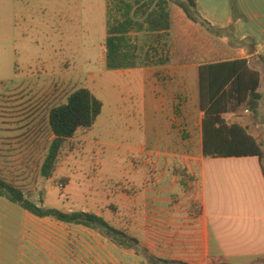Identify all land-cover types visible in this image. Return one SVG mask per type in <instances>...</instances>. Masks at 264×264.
<instances>
[{
  "label": "crops",
  "instance_id": "obj_1",
  "mask_svg": "<svg viewBox=\"0 0 264 264\" xmlns=\"http://www.w3.org/2000/svg\"><path fill=\"white\" fill-rule=\"evenodd\" d=\"M242 6L239 9L236 5L237 16L232 11H226V19L219 21L215 10L211 13L202 11L197 0L198 11L212 26L230 29L238 41L252 40L249 56L239 59H249L250 66L260 73V92L264 82V43H261L264 30L249 33L242 31L241 24L253 19L249 8L244 4ZM27 12L28 0H0L1 85L6 81L14 86L21 79L18 60L27 52L30 44L26 29ZM257 41L259 44H256ZM32 43L39 45L36 38L32 39ZM200 66L201 64H186L176 66L173 70L162 65L112 71H129L137 76L136 79L127 81L132 90L123 111L116 101V114L125 117L132 115V123L130 127L126 124L120 132L118 129H111L106 132L98 131L99 133L95 132L98 127L95 124L91 132L82 131L85 133L83 139L88 143L92 139L96 140V145L105 153L108 150L149 152L147 162L131 170L136 173L146 170L150 163L162 168L171 165L176 171L175 164L178 161L176 165L196 176L195 195L200 210L198 214L193 213L184 196L190 226V234L186 235L188 247L184 249L185 255H175L169 261L185 264H263L264 168L257 156H204L205 112L201 102ZM163 70L175 77L173 84L176 85L171 89L163 87L158 79V73ZM143 72H148V76L142 75ZM20 82L24 80L21 79ZM114 82L120 84L124 81L115 79L112 83ZM142 83L144 88L149 87L143 88L147 100L144 102H141ZM1 94L0 151L3 140ZM260 94L263 100L264 94ZM241 106L243 105H238L233 98L226 112L220 116L228 125L239 124L248 129L241 123L230 122L236 118L232 108ZM176 108L182 114H178ZM183 125L187 126L185 131L190 134L189 137L184 136ZM101 127L105 128V123L99 129ZM126 129L130 133L128 137H124ZM248 133L251 134L249 129ZM89 135L96 137L90 138ZM162 155L168 158L162 160ZM69 165L72 162L66 160L56 173L70 180L64 191L61 192L56 187L45 189L43 199L37 200L38 204L65 213L94 214L137 239L139 247L147 250L150 255L162 259V255L156 251L163 247L160 244L163 241L159 238L160 231L153 228L152 223L155 222L153 209L157 190L152 192L151 186L157 188L158 181L149 183L143 178L136 183L133 179H126L124 169L118 171L117 177H110L104 173L106 164L103 161L98 173L100 179L88 180L82 174L72 173ZM178 176L184 193L182 177ZM55 179L56 177L53 181ZM46 181L41 178L38 183L44 186ZM116 183L118 186H115ZM49 195H52V200L47 202ZM194 238L197 242H194ZM196 244L197 247H192ZM142 258L147 257L141 250L120 247L99 229L65 223L51 217L40 218L0 196V264H141Z\"/></svg>",
  "mask_w": 264,
  "mask_h": 264
},
{
  "label": "rangeland",
  "instance_id": "obj_2",
  "mask_svg": "<svg viewBox=\"0 0 264 264\" xmlns=\"http://www.w3.org/2000/svg\"><path fill=\"white\" fill-rule=\"evenodd\" d=\"M122 1L136 2V0H107V2L106 0H28L26 29L30 44L27 52L18 60L21 79L24 82H20V79L16 82L20 84L13 86L11 82L5 81L2 84L4 87L1 85L0 89L3 100L0 175L23 187L34 195L36 201L42 200L44 190L50 187H56L63 192L65 188H61V180L67 178L62 174L56 175V172L55 181L53 177L47 180L44 186L38 183L41 179L40 165L49 146L44 122L51 107L66 103L69 94L73 91L87 88L104 103L103 113L96 123L98 126L95 129L96 133L111 129L116 131L118 129L120 132L126 124L130 127L132 123V115L125 117L116 114V105L118 103V107L121 106V111L125 109L124 104H128L132 90L127 81L136 79L137 76L129 71L120 73L109 71L105 56L107 20L109 16L119 15L118 7ZM198 1L202 11L211 13L215 10L219 21L226 19L224 17L226 11H232L237 16L236 5L242 9L244 4L253 14V19L241 24L242 31L249 33L264 30V0ZM170 11L173 21L171 33L165 36L160 44L155 45L158 49V57L153 59L151 67L162 66L159 63L163 60H167L163 66L174 70V67L180 65L249 56L252 40L241 42L236 38L210 32L189 21L182 10L173 4L170 6ZM242 34L244 32L240 33ZM147 37L148 35L144 33L132 35L139 50L148 49L144 46ZM33 38L38 40L39 45L32 43ZM261 43H264V39ZM256 44L259 42L257 41ZM142 61L144 62V58ZM262 70L264 73V67ZM148 74V72L142 73L146 76ZM158 76L163 87L171 89L176 85L173 84L175 77L167 71H161ZM115 79L125 83H112ZM143 85L144 83L141 87V102L147 101L143 93ZM260 92L264 94V82ZM176 111L182 114L179 108H176ZM232 111L236 114V118L231 119L230 122L246 125L264 149V99L259 103L257 114L247 105L233 107ZM102 123H105L106 127L99 129ZM186 127V125L182 127L184 136L189 137L190 134L185 131ZM84 135L82 131L76 134L74 148L66 150L59 167L69 160L72 162V165H69L72 173L82 174L88 177V180L96 181L100 179L98 173L103 161L106 164L104 173L110 177H117L120 170L124 169L126 179H133L136 183L141 182L143 178L149 183L157 180L158 187L151 186L152 192L157 190L153 209L155 222L152 223L153 228L156 227L160 231L159 238L163 242L159 243L163 247L158 248L156 252L165 260H172L175 255H185L184 249L188 247L186 235L190 234V226L187 222L188 213L184 207V196L189 202L190 210L198 214L200 205L195 195L196 176L192 173L188 174L182 166L176 165L178 161L175 164L176 171L171 165L162 168L150 163L146 170L136 173L131 170L137 165L143 166L150 156L149 152L108 150L105 153L96 145V140L92 139L88 143L83 139ZM128 135L130 133L126 129L124 137ZM89 137L94 138L96 135ZM164 158L168 157L162 155L161 159ZM178 175L182 177L184 193ZM115 186H118V183ZM132 190L129 191L130 194ZM51 200L52 195H49L46 201ZM193 240L197 242L196 238ZM192 247H197V244ZM142 254L147 256L143 251ZM141 264H149L148 258H142Z\"/></svg>",
  "mask_w": 264,
  "mask_h": 264
},
{
  "label": "trees",
  "instance_id": "obj_3",
  "mask_svg": "<svg viewBox=\"0 0 264 264\" xmlns=\"http://www.w3.org/2000/svg\"><path fill=\"white\" fill-rule=\"evenodd\" d=\"M172 4L181 9L193 24L234 39L230 29L216 28L202 17L198 11L197 0H136L135 3L122 1L118 7L119 15L109 16L107 21L105 56L109 71L149 67L152 64L153 59L158 57V49L155 45L160 44L162 39L171 33ZM134 33L148 35L144 45L148 49L139 50L132 38ZM166 62L167 60H163L159 64L164 65ZM259 88L260 73L250 66L249 59L201 63L200 92L202 109L205 112L203 120L205 157L257 156L264 168V149L259 141L249 134L245 127L239 124L228 125L220 116L221 113L226 112L233 98L238 105H247L257 114L259 103L263 98ZM103 107L102 100L89 89L81 88L70 93L66 103L48 110L44 126L49 146L40 165L41 178L50 180L54 177L66 150L74 148V139L78 131L91 132L103 112ZM69 181V178H63L61 188H65ZM0 196L37 217H51L65 223H77L99 229L116 245L137 248L145 252L149 264H185L150 255L147 250L139 247L137 239L94 214L65 213L58 209L44 208L38 204L34 195L2 175H0Z\"/></svg>",
  "mask_w": 264,
  "mask_h": 264
},
{
  "label": "built area",
  "instance_id": "obj_4",
  "mask_svg": "<svg viewBox=\"0 0 264 264\" xmlns=\"http://www.w3.org/2000/svg\"><path fill=\"white\" fill-rule=\"evenodd\" d=\"M0 89H1V84H0Z\"/></svg>",
  "mask_w": 264,
  "mask_h": 264
}]
</instances>
